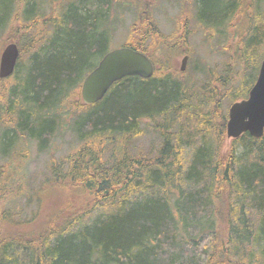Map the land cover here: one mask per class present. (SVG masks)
<instances>
[{
  "label": "trees",
  "instance_id": "obj_1",
  "mask_svg": "<svg viewBox=\"0 0 264 264\" xmlns=\"http://www.w3.org/2000/svg\"><path fill=\"white\" fill-rule=\"evenodd\" d=\"M132 1L139 9L142 0ZM193 1L197 23L210 30L229 24L243 3ZM38 2L0 0V28L15 30L9 38L19 49L13 73L0 78V146L11 149L16 137H27L45 150L63 126L57 127L60 110L71 103L81 111L70 128L77 145L51 160L40 188L57 201L36 229L25 226L39 214L19 220L0 209V225L8 229L0 231V264H264V133H243L225 156L220 151L227 119L221 100L247 97L264 56V26L255 23L238 37L232 81L213 74L214 83L196 91L174 63L186 19L169 35L150 15L136 19L122 45L144 53L153 74L122 77L102 99L85 104L75 96L112 49L116 10L130 2L56 0L50 14ZM46 22L49 33H40ZM156 118L163 121L154 125L162 139L158 153L129 154L125 141L143 132L144 119ZM5 185L0 205L17 196Z\"/></svg>",
  "mask_w": 264,
  "mask_h": 264
},
{
  "label": "rangeland",
  "instance_id": "obj_2",
  "mask_svg": "<svg viewBox=\"0 0 264 264\" xmlns=\"http://www.w3.org/2000/svg\"><path fill=\"white\" fill-rule=\"evenodd\" d=\"M55 1L39 0L41 13L50 14V4ZM128 1L130 5L123 8V10L117 7L116 18L113 20L115 31L111 38L110 48L121 46L124 43L129 26L136 19L141 21L147 15H150L159 30L166 35L177 33V28H182L186 19L188 31L186 41L178 44L181 53H176L174 63L179 70L182 57L185 54L188 56L186 69L184 70L187 73L186 81L196 91H200V86L210 82L213 84V74L228 77V81H232L233 77L229 75L235 76L239 69L237 50L240 47V42L238 37L245 34V31L255 23L258 26H264V0H242L243 3L240 7L242 10L236 16L230 17V20H228L230 23L222 24L218 29L213 27L212 30L203 29L197 23L194 17L196 4L193 0H156L155 4L152 0H142L143 5L148 3L150 6L144 5L146 6L144 8L141 4L139 9H136L134 1ZM46 17L47 15L40 14L38 20L43 21ZM12 25H14V22ZM50 27L49 22H46L39 32L47 34ZM29 32L34 33L32 29ZM14 33L15 30L9 29L6 25L0 28V53L7 43L12 42V38L9 37ZM186 48L188 51L184 52ZM263 49L264 39L259 51ZM23 58L28 59L27 55ZM227 64H229L228 67ZM78 97L81 99L80 90L79 96H75V99H78ZM230 104L227 97L222 98L220 106L226 115ZM72 106L73 103L68 105L69 109L67 111H63L65 107L60 110L61 118L57 117V127L59 122H62L63 126L55 130L45 150H39L36 141L27 137L25 139L16 137L11 149L7 148L5 150V146H0V185H5V181H7L8 187L17 188V196L0 205V209L8 210L14 219L19 220H29L32 217H38L39 214L35 222H27L26 230L36 229L37 225L35 224L43 216V213L51 211L53 204L57 201L55 195L50 192L48 194L44 193L40 187L50 176L51 160L65 157L77 145V139L70 128L74 119L81 114V111L76 112ZM66 112L71 113L70 126L67 125ZM160 122H163L160 118L144 119L142 123L143 132L125 141V150L132 155L145 153L154 157L158 153L162 142L154 125ZM1 130L2 127H0V134ZM221 143L220 151L225 156L226 153L232 150L233 142L225 133ZM2 148L5 150L4 152H2ZM6 230H8L6 225H0V231L4 232Z\"/></svg>",
  "mask_w": 264,
  "mask_h": 264
},
{
  "label": "water",
  "instance_id": "obj_3",
  "mask_svg": "<svg viewBox=\"0 0 264 264\" xmlns=\"http://www.w3.org/2000/svg\"><path fill=\"white\" fill-rule=\"evenodd\" d=\"M19 49L16 43H7L0 53V78L10 76L16 66ZM188 56L181 59L180 71L186 69ZM152 61L142 52L128 46H118L108 50L97 64L85 75L80 96L85 104L100 100L110 86L125 76L148 78L153 74ZM228 138L234 139L243 133L261 137L264 133V56L259 65L255 82L247 97L234 101L228 109L225 125Z\"/></svg>",
  "mask_w": 264,
  "mask_h": 264
},
{
  "label": "bare ground",
  "instance_id": "obj_4",
  "mask_svg": "<svg viewBox=\"0 0 264 264\" xmlns=\"http://www.w3.org/2000/svg\"><path fill=\"white\" fill-rule=\"evenodd\" d=\"M140 52H141V51H140ZM143 54H144V53H143ZM5 78H6V77H5ZM105 94H106V93H105ZM103 97H104V96H103ZM103 97H102V98H103ZM102 98H101V99H102ZM230 105H231V104H230ZM228 109H229V107H228ZM226 116H227V118H228V110H227V115H226ZM226 121H227V119H226Z\"/></svg>",
  "mask_w": 264,
  "mask_h": 264
}]
</instances>
